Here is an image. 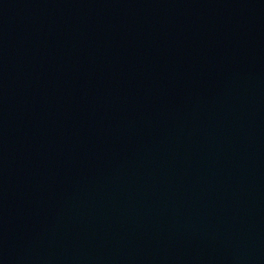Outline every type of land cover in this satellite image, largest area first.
I'll list each match as a JSON object with an SVG mask.
<instances>
[{"label": "water", "instance_id": "1", "mask_svg": "<svg viewBox=\"0 0 264 264\" xmlns=\"http://www.w3.org/2000/svg\"><path fill=\"white\" fill-rule=\"evenodd\" d=\"M0 264H264V0H0Z\"/></svg>", "mask_w": 264, "mask_h": 264}]
</instances>
